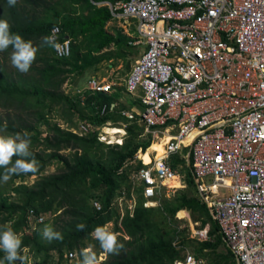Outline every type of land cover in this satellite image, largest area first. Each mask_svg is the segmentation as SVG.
Listing matches in <instances>:
<instances>
[{
  "label": "built area",
  "instance_id": "obj_1",
  "mask_svg": "<svg viewBox=\"0 0 264 264\" xmlns=\"http://www.w3.org/2000/svg\"><path fill=\"white\" fill-rule=\"evenodd\" d=\"M97 4L108 7V22L126 23L120 29L130 37L128 44L140 46V51L122 87L107 75H91L86 88L91 93L125 91L138 106L121 109V115L126 123L136 120L143 126L141 136H151L150 145L144 151L139 148L130 162L139 160L143 166L130 173L129 195L122 190L117 196L121 217L125 208L133 214L137 202L133 191L138 186L143 187L146 207L159 205L161 197L183 188L184 174L169 161L172 156L187 162L191 158L200 198L237 264H264V0H103ZM53 30H58V43L70 45L69 37H60L58 25L48 36ZM54 52L59 58L69 56ZM117 104H104L101 113L115 110ZM126 123L116 126L123 131L118 144ZM112 126L110 121L97 125L83 120L70 129L80 136L96 132L99 141L113 144L107 132ZM153 142L161 150L152 149ZM93 205L100 208L97 201ZM121 217L116 224L109 221L103 226L116 233L117 240L129 239ZM43 218L39 216L37 222ZM187 221L189 238L207 239L208 224L199 227L198 222ZM103 254L102 250L98 256ZM67 258L71 264L78 263V252H69ZM173 264L208 262L184 247L183 258Z\"/></svg>",
  "mask_w": 264,
  "mask_h": 264
},
{
  "label": "trees",
  "instance_id": "obj_2",
  "mask_svg": "<svg viewBox=\"0 0 264 264\" xmlns=\"http://www.w3.org/2000/svg\"><path fill=\"white\" fill-rule=\"evenodd\" d=\"M100 1L103 0H16L14 6H9L8 0H0V19H7L13 33L32 40L34 45H39L54 25L59 26L62 39L70 38L71 55L59 58L51 47H41L25 74L7 65L11 63V47L0 52V108L15 115L12 119L0 115V130L7 123L9 135L27 131L31 136L29 151L39 166L36 173L13 176L6 183L0 179V188L3 187L0 189V232L7 223L20 234L21 255L24 256L25 250L31 253V261L24 260L23 264H66V260L71 264L67 258L71 251L78 252L76 264H80L81 250L91 246L98 254L102 248L91 233L97 226L109 221L116 224L120 219V209L115 204L117 196L122 190L129 195L130 173L143 166L139 160L130 162L139 148L144 151L151 143L149 134L141 136V124L136 120L126 123L120 113L121 109L137 103L131 96L127 97V105H121L120 89L106 94L78 87L83 76L96 70L102 61L115 59V64L134 51L128 44L130 37L120 28L106 29L111 15L107 6L97 4ZM124 67L129 70L128 61ZM69 76L76 80L73 79L74 84L66 80ZM67 81L71 87L65 92L62 86ZM113 101L118 103L115 110L101 113V107ZM54 105L63 109L60 116L68 125L66 128L46 120L45 113ZM83 120L97 125L107 121L113 125L125 122L122 143L107 144L97 139L96 132L80 136L70 129ZM40 122L46 125V134L40 131ZM67 149L68 154L63 152ZM169 162L184 174L185 186L169 197H161L159 205L148 207L143 205V187H136L133 214L124 212L121 217V226L129 239L119 237L117 242L123 248L118 254L109 253L102 264H173L183 258L184 247L196 257L206 259L208 264H237L217 222L200 198L191 172V158L187 162L172 156ZM54 163L58 169L46 173ZM3 171L0 168V175ZM33 177V182L28 183ZM94 201L99 202V209L93 205ZM31 209L36 215L46 216L42 223L30 226ZM181 209L187 210L199 227L208 224L206 240L189 238L187 228L179 226L185 220L175 216ZM80 223L85 228L77 231ZM45 225L60 232L63 239L51 242L43 239ZM4 255L0 247V260Z\"/></svg>",
  "mask_w": 264,
  "mask_h": 264
},
{
  "label": "clouds",
  "instance_id": "obj_3",
  "mask_svg": "<svg viewBox=\"0 0 264 264\" xmlns=\"http://www.w3.org/2000/svg\"><path fill=\"white\" fill-rule=\"evenodd\" d=\"M8 4L9 6H14L16 0H8ZM57 31L53 30L51 35L43 37L39 45H34L32 40H25L19 33H13L7 19H0V52L6 51L11 47V65L20 73L25 74L29 71L36 58L37 51L41 47H51L61 56L71 55L68 41L63 45L57 42ZM30 144L31 136L27 131L23 132V134L16 132L9 135L7 134V123H5L4 129L0 130V168L4 170L3 174L0 175V179L3 182L6 183L13 176L36 173L38 171V161L29 151ZM13 157H16L14 162ZM97 208L99 209V205H97ZM39 216H43L44 221L46 216L43 214L36 215L32 209L29 211L30 226L43 222H37ZM76 228L77 231H81L84 230L85 225L80 223ZM41 235L43 239L49 242L63 239L62 234L54 231L49 225L44 226ZM92 235L94 239L99 241L104 254L98 256L92 247L83 248L80 253L82 256L80 264H102V261L107 259L109 253L118 254L119 249L123 248V245L117 242V234L109 231L104 226H97L93 230ZM21 245L20 234L16 233L11 225L6 223L4 230L0 232V247L5 253L3 260H0V264H5V261L7 264H14L17 260H20L21 264H23L25 257L21 255Z\"/></svg>",
  "mask_w": 264,
  "mask_h": 264
},
{
  "label": "rangeland",
  "instance_id": "obj_4",
  "mask_svg": "<svg viewBox=\"0 0 264 264\" xmlns=\"http://www.w3.org/2000/svg\"><path fill=\"white\" fill-rule=\"evenodd\" d=\"M123 25L126 26V23L123 22L122 20H115V21H111V22H108L107 21L105 27H106L107 30L112 31L113 27L124 29V26ZM133 50L134 51L128 53V55L126 56V59L125 60L118 59V62L115 63V64H113V62L115 61V59L102 61L99 64V66H98V68L96 70H91V71L87 72L85 74V76H83L82 82L81 81L79 82L78 87H80V88H86V86H87V80L93 74L107 75L110 78H112L115 82H118V86L119 87H122L124 77L128 73V70L125 69V67H124V62L125 61H128L129 65L131 66V64L133 63L134 59L137 57V55H138V53L140 51V46L139 47L134 46V49ZM0 58H2L1 55H0ZM7 65L8 66H11V63H7ZM8 68H10V67H8ZM73 79H74V77L69 76L66 80H68L69 83L70 82L73 83ZM74 81H76V80L74 79ZM69 83H67V86L63 83V86H62L63 91H65V92L69 91V86H68ZM72 89L73 90H76L77 87L76 88H72ZM127 96H128V94L125 91H122V95L118 99V102L121 105H127L129 103L128 100H127ZM135 106L137 107L138 105H135ZM62 110L63 109L59 105H54L52 107V109H51L50 112H46L45 113L46 120H48V122H57L60 126H62L63 128H66L68 125L61 119V116H60V114L62 113ZM0 115H3L4 117H7V118L10 117L11 119H12V117L15 116L13 114V111L5 112V109L2 108V107L0 108ZM31 119H32V117H31ZM115 126L120 127L119 125H115ZM39 129H40V131H42L43 134H46L47 133L46 132V130H47L46 125L43 122H40ZM121 133H123V131ZM121 133H115V134L112 135L113 136L112 141H113L114 144H115V142L117 143V141L121 137ZM63 152L66 153V154H68L69 153V150L67 149V150H64ZM57 169H58V164L54 163V164L50 165L46 169V173L55 172ZM34 179H35V177L30 178V180L28 181V183H32ZM2 188L3 187H1L0 189H2ZM179 211L176 213V215H178L181 218L183 216H181L179 214ZM178 216H177V218H178ZM186 220L187 219H185L184 221H180V223H179L180 225L179 226L181 228L186 227L188 229V226H186V224L188 223V221H186ZM191 222L193 224V221L192 220H191ZM92 249H93V247H92ZM188 250H189V248H188ZM30 254L31 253H28V250H25L24 251V257H25V260L26 261H29V262L31 261ZM66 264H68L67 260H66Z\"/></svg>",
  "mask_w": 264,
  "mask_h": 264
},
{
  "label": "bare ground",
  "instance_id": "obj_5",
  "mask_svg": "<svg viewBox=\"0 0 264 264\" xmlns=\"http://www.w3.org/2000/svg\"><path fill=\"white\" fill-rule=\"evenodd\" d=\"M107 132L109 133V135L112 136L113 134H115V133H121L122 131H121L120 128H118V127H116V126H112V127H108V128H107ZM116 140H117V139H116ZM151 148L154 149V150H161V145H160L159 143L153 142ZM143 156H144V160L147 162V161L149 160L148 154L145 153ZM179 214H180L181 216H185V215H186V212H185L184 210H180V211H179ZM177 216H178V215H177ZM186 216H187V215H186ZM178 218H180V217L178 216Z\"/></svg>",
  "mask_w": 264,
  "mask_h": 264
},
{
  "label": "crops",
  "instance_id": "obj_6",
  "mask_svg": "<svg viewBox=\"0 0 264 264\" xmlns=\"http://www.w3.org/2000/svg\"><path fill=\"white\" fill-rule=\"evenodd\" d=\"M93 75H101V74H93ZM82 89V88H81ZM127 97H129V95L127 96ZM135 105H138V103H135ZM181 210H184L185 212H186V215L185 216H183L185 219H188V218H190V216H189V213H188V211L187 210H185V209H181ZM125 212H128V210H127V208H125ZM191 219V218H190ZM185 248H187V247H185ZM188 249V248H187ZM191 252V251H190ZM182 254H183V249H182Z\"/></svg>",
  "mask_w": 264,
  "mask_h": 264
}]
</instances>
